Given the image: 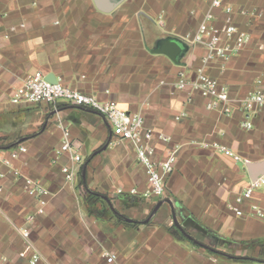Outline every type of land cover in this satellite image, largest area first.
I'll use <instances>...</instances> for the list:
<instances>
[{"label": "crops", "instance_id": "obj_1", "mask_svg": "<svg viewBox=\"0 0 264 264\" xmlns=\"http://www.w3.org/2000/svg\"><path fill=\"white\" fill-rule=\"evenodd\" d=\"M110 2L105 13L96 0H0V156L27 148L11 166L0 162V264H29L19 256L28 247L21 229L37 201L27 194L26 179L51 193L45 215L30 226L39 264H264L244 261L264 260V221L233 210L264 209V187L236 204L251 181L246 164L264 161V110L245 130L238 102L264 88V0H228L237 25L250 35L239 55L208 67L235 101L229 116L207 110L191 89H177L179 74L195 79L207 54L192 38L209 0ZM224 17L219 13L218 25ZM165 41L180 45L177 63L153 53ZM36 72L143 114L156 135L157 159L179 148L166 197H143L149 185L134 148L94 110L67 103L13 105L15 89ZM59 123L69 128L82 157L73 182L62 173L69 156H57ZM207 144L227 147L242 161ZM133 189L138 195H130ZM89 191L103 196V203L88 205ZM109 253L115 262H107Z\"/></svg>", "mask_w": 264, "mask_h": 264}, {"label": "built area", "instance_id": "obj_2", "mask_svg": "<svg viewBox=\"0 0 264 264\" xmlns=\"http://www.w3.org/2000/svg\"><path fill=\"white\" fill-rule=\"evenodd\" d=\"M219 13L225 17L221 25H218ZM236 11L228 0H209V9L204 13L202 21L195 35L193 43L204 45L207 49L206 56L202 59L200 67L196 71L195 79H190L182 72L179 74L177 89L198 93L205 100V107L209 111H218L224 115H231L233 112L234 99L227 86L222 84L216 77L208 73V67L217 60L228 61L239 55L248 45L250 35L240 29L235 21ZM243 14H246L245 12ZM262 49V48H260ZM13 105H37V104H59L67 103L75 106L86 107L94 110L108 123L112 133L119 141H128L135 150L138 163L144 168L147 175L149 190L143 195L144 198L163 199L167 195L166 180L175 171L179 148H172L162 159H157V151L153 145L156 137L154 131L146 126L145 119L141 113H131L122 109L115 101H101L97 97L83 94L77 90L65 86L62 82L51 83L42 72H36L17 87L10 99ZM240 111L243 114L242 128L251 130L253 128V117L258 111L264 110V88L251 92L246 97L238 100ZM63 137L57 156L67 154L71 165L62 169L68 182H73L76 171L82 163V157L74 147L71 132L63 123H59ZM158 139L168 143L170 138L159 135ZM215 151H221L225 156L231 157L234 161H242L239 155L234 154L227 147L212 144L205 145ZM27 153L25 146L9 151L7 157L0 156V162L11 166L13 160L20 158ZM26 192L37 201L36 211L27 218V225L21 229V235L28 245L27 250L19 254L20 258L28 259L29 264H39L40 254L35 251L30 242V226L38 217L45 215L49 203L50 191L42 183L33 179L25 180ZM264 187V176L256 181H250L247 188L236 198L237 205H243L249 201L254 192ZM118 194H123L118 190ZM130 195H138L133 189ZM237 216H250L264 221V209L252 205L248 213L233 208ZM107 262L113 263L117 256L109 253Z\"/></svg>", "mask_w": 264, "mask_h": 264}, {"label": "water", "instance_id": "obj_3", "mask_svg": "<svg viewBox=\"0 0 264 264\" xmlns=\"http://www.w3.org/2000/svg\"><path fill=\"white\" fill-rule=\"evenodd\" d=\"M96 4H97L98 9L105 12V13H108L112 10V5H111L110 0H96ZM153 53L165 55L172 62L177 63V58L179 57V55L181 53V47L175 41H165L161 44L160 48L153 51ZM47 80L51 83L57 82L56 79L51 80L50 78H47ZM246 169L248 171L250 180L256 181L261 176H264V161H262L260 163H247ZM163 203H164V201L159 203L156 208L158 209ZM128 221L131 222V220H128ZM174 221H175L176 225L179 227L176 217H174ZM179 228L188 238L191 239V237L185 233L183 228H181V227H179Z\"/></svg>", "mask_w": 264, "mask_h": 264}, {"label": "trees", "instance_id": "obj_4", "mask_svg": "<svg viewBox=\"0 0 264 264\" xmlns=\"http://www.w3.org/2000/svg\"><path fill=\"white\" fill-rule=\"evenodd\" d=\"M102 200H105L103 196L89 191V197L86 199V202L90 206H95L97 204V202L103 203ZM91 213L95 217L101 218L100 215H99L101 213V211L99 209H93L92 208L91 209ZM114 213L116 214V216L119 219L124 220V217H122L121 215H119L117 212L114 211ZM201 246H203V245H201ZM208 250H210L211 252L217 253L216 251H214V250H212L210 248H208ZM232 259L235 260V261H241L242 260V258H239V257H232ZM244 261H246V262L264 263V260H258V259H252V258H245Z\"/></svg>", "mask_w": 264, "mask_h": 264}]
</instances>
